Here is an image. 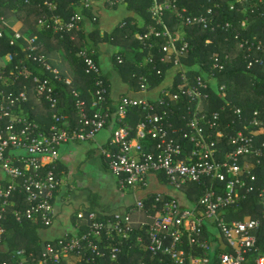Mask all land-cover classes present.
<instances>
[{"label":"built area","instance_id":"built-area-1","mask_svg":"<svg viewBox=\"0 0 264 264\" xmlns=\"http://www.w3.org/2000/svg\"><path fill=\"white\" fill-rule=\"evenodd\" d=\"M41 1L50 11L39 20L41 28L60 34L82 31L81 14L73 13L64 19L56 13L58 5L55 1ZM236 2L244 5L247 13L241 22L243 31L250 25V15L258 14L262 20V36L245 39L242 46L247 51L262 52L264 0ZM83 5L85 10L92 7L90 0H85ZM259 8L262 11L257 13ZM168 14L183 28L198 26L215 31L221 27L212 7L206 13L193 15L180 5V0H153L151 16L155 24L138 35L139 39L148 40L145 43L151 45L135 50L145 54L144 62L137 66L147 68V74L139 75V87H132L133 94L121 96L115 114L108 104L111 85L93 58L94 51L90 52L87 47L79 54L86 74L93 77L94 112L89 118L85 111L86 103L79 99L78 91L74 92L80 118L77 128L68 127V116L61 113L60 99L52 83L53 79L66 80L49 65L41 52L43 47L36 44V38L30 40L26 50L30 51L29 58L33 63L48 75L34 74L20 59L10 71L11 77L0 78L5 86L9 85V79L21 82L18 91L0 89V168L4 173V176L0 175V238L7 232L3 225L5 213L19 202L21 196L28 204L23 211L24 217L32 222H41L48 228L53 226L52 200L60 183L56 169L62 148L71 142L94 141L113 117L116 127L111 135L110 148L102 149V155L121 188L148 190L150 174L165 178L164 183L177 191L184 190L183 187L189 183L204 187V194L198 200L186 202L162 191L149 192L154 198L151 206L137 200L131 209L146 213V219L138 225L132 222L130 213L100 218L95 213L86 215L80 212L78 220L87 219L89 229L81 235L66 233L49 240L38 264H103L107 259V264H119L126 245L130 249L138 245L145 251L158 254L162 264H211L209 251L212 250H217V264H264V256L252 255L258 251L256 233L261 222L253 218L229 220L223 215L241 199L240 190L253 191L250 184L257 180L254 171L259 167L264 170V119L256 111L246 122L241 117L242 109L237 108L235 114L240 116L239 124L233 120L225 125L221 113L225 108L213 110L209 94L204 91L217 83V76L225 70L226 64L221 57L212 56V64L192 82L189 68L183 62L190 51L189 42L185 39L186 31L178 29L177 33L172 32L165 22ZM0 23L5 24L1 13ZM222 28L229 31L233 24L227 22ZM2 37L4 33L0 31ZM13 38L11 45L21 40L22 34L15 33ZM151 39L161 40L163 44L155 47ZM15 57L17 53L7 54L10 62H14ZM157 61L165 67L158 68ZM261 62L262 58L255 59L248 68ZM117 63H125L121 54L117 55ZM164 68L172 73L171 80L180 75L181 90L173 91L174 81L167 85L163 83L158 89L152 88L151 76L155 73L162 75ZM29 89L48 103L52 120L48 132L24 114V106L30 100ZM218 94L227 96L225 85H219ZM140 109L144 115L133 125L131 116ZM261 198L264 203V192ZM17 220H21L19 212ZM205 229L211 240L205 238ZM136 231L133 241L132 234ZM215 238L219 241H212ZM86 251L95 254L89 256ZM18 255L21 256L20 264H30L24 250ZM29 257L32 258L33 254ZM98 257H105V260L101 262Z\"/></svg>","mask_w":264,"mask_h":264},{"label":"trees","instance_id":"trees-1","mask_svg":"<svg viewBox=\"0 0 264 264\" xmlns=\"http://www.w3.org/2000/svg\"><path fill=\"white\" fill-rule=\"evenodd\" d=\"M56 1L58 3L57 11H60L65 19H68L72 15V13L69 12L70 10L67 9L71 2L74 1L81 4L85 0ZM123 1L127 2L128 10L138 15L144 21V25L125 26L121 30L122 32H120L119 40H117V45L121 44L123 47L119 48L124 49V51L121 53H114L111 57L115 64L121 68V72L125 76L127 84L137 89L140 83L139 75L145 72L147 74L148 69L139 68L132 63L128 58L130 55L127 50L131 48L129 46H134L133 49L137 50L140 47H147L146 44L151 45L150 43H145L149 42L148 40L142 41L136 37V35L144 34L148 30V26L154 23L151 16L153 0ZM180 5L188 8L193 15H198L201 12L206 13L207 9L212 7L217 16V23L221 25V27H218L215 31L203 29L198 26L183 28L180 27L178 21L170 14L165 17V22L172 32L177 33L176 31L178 29L180 31H186L185 39L189 42L190 51L183 62L189 68L191 81H195V76L203 75L204 69L212 64V56L216 55L221 57L226 64L225 70L218 74L216 87L213 88V86H211L210 89L204 91V93L209 94V101L213 110H219L222 107L225 108V110L221 111L222 118L225 120V125H227V123L230 124L233 120L239 124L240 116L235 114L237 108L242 109L241 117L244 118L246 122L252 119L256 111L259 112V117L264 119V48L262 52H257L255 50L247 51V48L242 46L245 39H251L254 35L262 36V20L260 16L258 14L250 15V25L246 31H243L241 22L244 20L247 13L244 5L237 3L236 0H180ZM232 5H234L233 9L231 8ZM246 6L248 7V5ZM86 11L89 15L93 16L92 8ZM260 11H262V8L256 10L257 13ZM0 13L5 17L4 26L0 25V31L4 33V37L0 38V78L6 76L11 77L10 71L14 69V66L18 64L20 59H23L29 65L30 71L34 72V74L39 76L48 75L38 64L33 63L29 58L30 51L26 50V48L30 46V43H28V39L24 38L23 34L27 35L29 39L36 36V41L38 42H56L59 46L57 48H59L69 60L77 74L76 80L69 83L66 81L60 82L54 81V79L52 80L55 91L60 99L61 113L62 115L68 116L69 128H77L80 125L74 92L83 87L79 99L86 103L85 111L88 117L91 118L94 112L92 103L95 99V87L93 77L86 74L85 65L79 54L80 51L87 46V42H84V32L60 34L41 28L39 26V20L50 13L49 9L43 5L41 0H0ZM11 18L18 19L19 23L13 30L19 31L22 34L21 40H18L14 45L10 44V40L14 38L8 33L10 29H7V22ZM227 22L233 24V28H235L236 31L233 28H229V31L224 30L222 27H224ZM237 33H239V35ZM90 34V44H92L93 47L87 48H89L90 52L95 50L93 58L99 64L98 54L96 53L97 48H99L97 44L99 42H104L105 39L100 38L99 30L97 29ZM262 39L264 40V37H262ZM150 41L155 44V47H160V45L163 44L161 40L152 41L151 39ZM47 48L48 47H43L41 52ZM11 52L17 53L14 62L5 59L6 55ZM118 54H121L125 59L123 65H118L117 63ZM134 55V58L139 63L144 62V53L135 51ZM259 58H262L260 64L256 63L253 67L248 68L250 62ZM204 64L205 66L202 67ZM157 65L160 69L165 67L162 66L159 61H157ZM162 73V75H156L155 73L151 76L150 85L153 89H158L157 87L160 88L163 83L167 85L174 81L173 91L181 90L182 84L179 86L181 82L179 74H177L174 80H171L172 73L168 72L165 68ZM134 74H137L135 75L137 77H135ZM104 78L109 82L106 76H104ZM1 80L3 79H0V89L6 91L20 90V81L15 82L9 79V85L5 86L2 85ZM219 85L226 86V97H221V95L218 94ZM28 94L30 100L29 103L24 106V114L29 115L30 120L36 121L42 126L43 130L48 132L52 124L48 103L43 97L37 98L32 89H29ZM120 98L116 101H112L111 97H108V104L113 114H115L118 108ZM228 104L229 107H226ZM143 115L141 109L135 110L131 116L132 124L136 125ZM229 130L232 131L231 129ZM254 173L257 176V180L250 184L254 188L253 191L247 192L246 190H240L241 199L236 204L230 206L223 215L229 220L245 221L250 218L259 220L261 222V228L256 233L258 251L252 253V255L264 256V203L261 198V193L264 192V170L259 167ZM161 179L164 181L165 178ZM221 187L223 188V185ZM203 188L204 187L198 183H189L183 187L187 197L191 200H198L199 197L204 194ZM153 201L154 198L149 195L146 204L151 206ZM27 207V202L24 197L21 196L19 202H17L14 207L9 208L5 213L6 218L3 225L7 232L0 238V264L3 262H7L8 264H20L21 256L18 255V252L21 250L26 252L30 264H38L40 261L41 254L45 250V245L49 242V240H45L41 234L48 227L41 222H32L24 217L23 211L26 210ZM18 212L21 220H17ZM88 229L89 228H87L86 231ZM82 233L83 231L80 232V235ZM137 233L138 231L132 234L133 241ZM207 235L208 230L205 229V238L211 240ZM212 241L218 242L219 239L215 238L212 239ZM113 245L115 246V243ZM134 246L131 249L129 245L123 247L124 253L119 257V264H162L158 254L145 251L138 245ZM86 252V255L89 256L95 254L91 251ZM29 254H33V257H29ZM216 255L217 250L209 251L211 264H217ZM98 260L102 262L105 260V257H98ZM107 263H109L108 259L106 263L103 264Z\"/></svg>","mask_w":264,"mask_h":264},{"label":"crops","instance_id":"crops-1","mask_svg":"<svg viewBox=\"0 0 264 264\" xmlns=\"http://www.w3.org/2000/svg\"><path fill=\"white\" fill-rule=\"evenodd\" d=\"M90 1L93 16L89 15L84 9V2L79 4L72 1L67 9L72 14L79 13L82 15V31L85 34L86 40L84 39V42H87L86 47H93L90 44V33L96 29L99 30L100 38L105 39L104 42L97 44L99 48H97L96 53L98 54L102 73L108 78L111 85L110 97L112 101H116L120 96L133 94L134 91L127 84L121 68L115 64L111 56L114 53L124 51V49L119 48L123 47L121 44L117 45L121 30L128 25L142 26L144 21L128 10L127 2L123 0ZM56 4L58 5L57 1ZM56 13L64 18L60 11ZM7 23V29H10L8 33L11 36L15 33L21 34V32L13 30L19 23L18 19L11 18ZM23 36L28 39V43L32 39L36 38L37 40L36 36L30 39L27 35L23 34ZM36 42L40 47H48L43 51L47 62L52 68L58 70L66 79V82L69 83L76 80V71L62 51L57 48L59 46L56 42ZM129 47L131 48L127 50L130 55L128 58L137 66L139 62L134 58V46ZM93 51L95 52V50ZM82 89L83 87L77 91L81 94ZM115 127V117H113L107 127L97 134L94 141L71 142L62 148L61 157L57 165V175L60 183L56 196L52 201L55 221L50 229L46 228L41 234L45 240L56 239L57 236L55 235L57 233H60L59 237H61L66 233L84 232L89 223L87 219L78 220L77 214L80 212L86 215L95 213L100 218L116 213H130L132 222L138 225L139 222L146 219V213L131 209L136 201L142 200L141 197L148 191H162L180 198L183 202L191 200L187 197L184 190L180 191L181 195L175 194L174 191L176 190L167 186L156 175L150 177L148 190L130 187L121 188L117 177L111 173L107 161L102 155V149L110 148L111 135Z\"/></svg>","mask_w":264,"mask_h":264},{"label":"rangeland","instance_id":"rangeland-1","mask_svg":"<svg viewBox=\"0 0 264 264\" xmlns=\"http://www.w3.org/2000/svg\"><path fill=\"white\" fill-rule=\"evenodd\" d=\"M140 35V34H139ZM5 59L7 60V55H6V57H5ZM216 87V84L214 83L213 84V88H215ZM0 175H2V176H4V173H3V171H2V169L0 168ZM152 175H154L155 176V174H150V176L149 177H151ZM168 185V184H167ZM153 189V188H152ZM175 192V194H177V195H181V192L180 191H174ZM149 191L148 192H146L145 193V195L144 196H142L141 197V199L144 201V203H147V201H148V198H149ZM146 206H147V204H146ZM51 227H49V229H50ZM55 236H57V237H59L60 236V233H57ZM56 237V238H57Z\"/></svg>","mask_w":264,"mask_h":264}]
</instances>
